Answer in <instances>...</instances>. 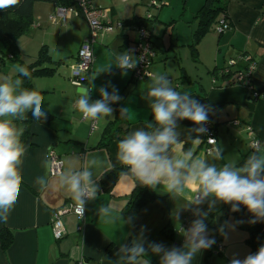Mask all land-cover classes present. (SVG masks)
Wrapping results in <instances>:
<instances>
[{
	"label": "crops",
	"instance_id": "obj_1",
	"mask_svg": "<svg viewBox=\"0 0 264 264\" xmlns=\"http://www.w3.org/2000/svg\"><path fill=\"white\" fill-rule=\"evenodd\" d=\"M128 1L92 0L94 6L107 9L103 23L113 25L114 30L99 33V38L92 45L94 60L89 81L79 86L71 83L70 70H66L65 66L73 65L79 45L88 34L83 17L78 15L73 19L74 15H71L63 20L56 5L41 1L33 5L32 24L27 33L23 34L26 36L23 41L29 42L31 48L35 47V51L46 46L51 62L42 67L52 71L48 75L32 77L31 89L23 87L37 91L42 98V109L54 118L49 125L34 120L20 121L24 127L21 139L26 148L20 166L22 183L19 197L7 222H0V229L6 227L12 233L9 247L4 251L0 246V264H113L120 246L140 239L142 228L145 229L143 236L146 243L179 247L183 243L182 230L187 229L192 220L199 218L193 215L194 211L197 208L208 211L207 200L199 205L189 203L196 193L195 184L187 188L182 196H173L157 185L153 190L159 197L141 207L132 219H128L124 214V207L139 182L122 173L109 190L102 186L103 173L124 167L117 160L120 137L101 145L104 128L108 124L111 127L116 124H111L115 113L113 111L112 115L96 120V128L91 130V121L82 119L72 105L85 90L90 91L91 100L101 98L98 89L110 84L122 97L120 107L127 108L122 119L117 122L126 128L127 134L152 121L148 102L143 99L151 76L135 80L130 70L122 75L115 67L116 55L133 51L138 26L131 20L144 19L146 11H149L143 0H133L130 5L124 6ZM160 1L161 5L157 10L168 4L167 0ZM203 3L204 0H182V11L190 9L195 22L194 29L183 34V41L189 51L185 60L179 52L174 51L173 34H170L166 52L158 54L157 39L161 28L154 24L158 18L155 15L151 21H145L155 52L149 70L151 75L165 74L171 80L173 88L193 96L201 104L211 106L213 111L209 113L208 122L212 126L217 149L222 150L224 157L220 161L210 162L221 165L225 162L242 163L252 150L246 127H251L256 139L264 142V97L254 98L252 95V91L264 90V0H226L229 28L217 33V37L209 35L210 40L205 41L208 33L215 30L216 21L222 14L220 13L210 24L209 30L193 44V33L197 27L195 14ZM139 6H143L142 10H139ZM69 7L76 9V5ZM50 16H55L54 22ZM68 20H71L70 27L78 25L77 32L73 35L75 50L69 55L64 50L63 42L58 45L60 50L58 49L57 56L53 55L51 42L46 35L49 33L56 38L54 31L57 27L64 26ZM116 23H120V26L117 27ZM174 24L175 20L169 22L172 28ZM23 36L16 40V44L21 61L29 64L38 53L35 54L32 50L23 52V44L19 42ZM240 53L249 55L256 62L251 74V88L233 83L231 78L218 74L228 59L236 58ZM69 56L72 58L71 62ZM111 86L107 89L109 92L112 91ZM111 107L114 109L112 105ZM178 123L180 142L171 147L169 155L179 156L191 150L197 157H208L209 153L205 151L207 143L203 135L201 140H196L198 134L192 131L195 127L192 122L182 120ZM49 150H53L62 161L60 174H52L50 171L47 156ZM85 169L93 173V184L98 185L97 194L95 198H85L83 218L72 212L60 217L65 234L57 240L52 231L53 212L70 203H78L68 186L63 183L62 177H69ZM38 176L46 177L45 186L34 184ZM102 205H110L112 215L116 217L114 223H105L100 219L99 208ZM223 205L217 203L205 221L209 236L216 237L215 244L209 249H216L220 245L222 254L211 252L207 256V249L192 264H204L206 256L208 264H229L234 255L241 259L246 256L248 248L244 242L245 236L243 238L242 233H237L242 230L233 224L231 217L222 216ZM239 219L244 222L246 216L241 215ZM217 225L219 228L225 225L224 235L217 231ZM163 229L168 230L171 235H166ZM236 243L238 247L233 250L232 245ZM144 264H159V257L149 253L144 258Z\"/></svg>",
	"mask_w": 264,
	"mask_h": 264
},
{
	"label": "clouds",
	"instance_id": "obj_2",
	"mask_svg": "<svg viewBox=\"0 0 264 264\" xmlns=\"http://www.w3.org/2000/svg\"><path fill=\"white\" fill-rule=\"evenodd\" d=\"M21 0H0V10L18 6ZM142 57L135 56L132 50L116 55L115 67L122 75L134 69ZM17 77L4 76L0 79V222L6 223L9 214L17 202L22 183L20 166L26 152L21 137L24 127L17 121L28 119L31 112L34 121L46 119L42 110L41 95L35 90L23 87L20 77L30 78L31 73L23 65L16 66ZM107 84L98 89L100 99L91 100L90 91H82L72 107L82 119L96 121L113 114L112 104L121 101L118 90ZM94 87V85H92ZM143 99L148 102L152 121L144 127L129 132L118 142L117 160L130 175L143 187L155 189L162 186L173 196H182L191 185L197 186L194 198L189 203L197 205L209 202L208 211L199 208L194 211L196 218L187 229H183V243L179 246L165 247L163 243H146L141 229V238L130 244H123L115 253L113 264H144V258L151 253L159 257V264H192L193 260L204 250L215 244V238L209 236L205 223L209 212L217 203L231 206L232 212L240 211L243 206L253 219L249 223L264 222V142L256 141L247 158L242 163L216 162L223 159L221 149L209 152L208 157L200 158L189 150L179 156H170L169 150L179 143L177 131L179 121L189 120L195 126L192 131L198 135L196 140L206 133L203 125L208 122L212 108L201 104L193 96L181 93L171 86V80L165 74H154ZM127 108H121L124 115ZM95 163V161H93ZM92 171L85 169L62 177L79 203L81 212L85 197L95 198L98 185L93 184ZM34 184L43 187L46 177L38 176ZM100 219L105 223H114L110 205L99 208ZM131 219V218H129ZM225 225L217 231L224 235ZM229 264H264V245L256 252L249 253L242 259L233 256Z\"/></svg>",
	"mask_w": 264,
	"mask_h": 264
},
{
	"label": "trees",
	"instance_id": "obj_3",
	"mask_svg": "<svg viewBox=\"0 0 264 264\" xmlns=\"http://www.w3.org/2000/svg\"><path fill=\"white\" fill-rule=\"evenodd\" d=\"M49 2L57 7H69L74 6V0H21V3L18 6L6 8L4 10H0V39L2 40L4 46L8 50L7 52L10 54V58L17 62L18 65L26 66L31 73L30 78L20 77L23 80V85L31 89V79L34 76H43L48 75L51 73L52 69L42 67L43 64L47 62H51V58L47 51L46 46H42L37 54L35 60L29 64H24L20 59V53L16 44V40L21 37L23 34L27 33L31 24H32V11L33 5L35 2ZM226 0H204L203 5L199 8L196 12L195 17L197 20V27L193 33L194 35V43L198 42V40L209 30L210 24L215 20V18L220 14L227 18L226 14ZM151 21V19H144L142 18H134L131 21L135 23L138 27L145 26V21ZM218 21V20H217ZM216 21V22H217ZM240 68V67H239ZM221 69V68H220ZM219 69V70H220ZM219 74V72H218ZM227 78H231L230 75H222ZM87 81H89L87 79ZM86 81V82H87ZM85 82V83H86ZM114 107V121L111 124L116 123L113 127L108 124L103 131V138L101 141V145H106L109 141L113 138L120 137L123 139L126 135V128L119 125L118 119H122V115L120 114V104L115 103L112 104ZM43 110V109H42ZM44 111V110H43ZM46 112V111H44ZM54 116L46 112V119L39 121L46 125H49L50 122L53 120ZM33 120L31 112L28 113V119L25 122H29ZM127 170L124 167L115 168L109 170L101 176V183L105 190H109L117 177L122 174L126 173ZM159 196L155 193L153 189H149L147 187H143L140 184H136V187L128 199L125 207H124V214L129 218H133V216L137 213V211L146 205L149 202L154 201ZM241 215L246 216V220L243 222L239 219ZM223 217H231L233 224L245 231V239L244 242L248 248L249 253H254L257 249L264 245V222H257L255 224L249 223L250 219L254 217L247 211L246 208L240 206V211L232 212L230 205H223ZM216 229L219 228V225L215 227ZM166 235H171V233L163 229ZM216 238V237H214ZM12 242V233L6 227H2L0 229V246L5 251ZM222 254V247L220 250L216 249H209L207 251V256L210 253ZM246 254V255H247ZM207 256L204 258V264H208ZM224 256V255H223Z\"/></svg>",
	"mask_w": 264,
	"mask_h": 264
},
{
	"label": "built area",
	"instance_id": "obj_4",
	"mask_svg": "<svg viewBox=\"0 0 264 264\" xmlns=\"http://www.w3.org/2000/svg\"><path fill=\"white\" fill-rule=\"evenodd\" d=\"M76 9L70 7H58L57 12L62 17L63 20L70 18L71 15L82 16L83 19L88 23L89 31L88 34L82 39L79 48L76 53V58L74 64L70 67V81L74 85H81L85 83L89 77L90 71L92 69V63L94 60L92 45L95 42L98 34L102 31L111 32L114 30V26L103 23V19L107 15V9L101 6H94L92 0H74ZM150 6L160 7L157 5V0H152ZM147 19H152L151 15L146 16ZM50 19L54 22L55 16H50ZM119 27L120 23H116ZM229 28V22L227 18L223 15L218 19L215 26V31L217 33L223 32ZM137 37L134 42L133 52L138 57H142L139 60L136 67L131 69L132 77L135 80H141L151 76L149 67L153 61L155 52L152 48L150 31L147 30L145 26H139L136 29ZM240 65L243 67L239 68ZM256 66V62L245 53H240L236 58H230L226 61L225 65L219 70L220 75H230L231 81L237 84H242L251 88V74ZM254 98L264 97V90L252 91ZM100 99V98H99ZM98 100V99H94ZM93 100V101H94ZM237 124L236 121H234ZM91 130L96 128V121H91ZM206 129V133L203 135L207 147L205 151L209 153L212 150L217 149L216 139L212 130V126L209 122L203 125ZM247 133L250 137V147L258 141L255 137V133L251 127H246ZM48 159L50 163V171L52 174H60L62 171V161L56 155L53 150L48 151ZM87 198V197H85ZM72 212L79 218H83L85 215V208L83 205V211L80 210L79 203H70L63 208H59L53 212L52 219V231L55 239H60L65 234L64 226L61 222V216L64 213ZM219 245L216 250H220ZM83 264V263H79Z\"/></svg>",
	"mask_w": 264,
	"mask_h": 264
},
{
	"label": "rangeland",
	"instance_id": "obj_5",
	"mask_svg": "<svg viewBox=\"0 0 264 264\" xmlns=\"http://www.w3.org/2000/svg\"><path fill=\"white\" fill-rule=\"evenodd\" d=\"M130 1H133V0H129L124 6L130 5L131 4ZM143 2L145 4H147V6H148L147 8L149 10V11H146L145 16L151 15L152 17H154L156 15L158 19H157V21H155L154 24H156L157 27L161 28V33H159L160 37H158V39H157V45L159 47L157 53L162 54V53L166 52L165 50L168 48V46L170 44V34L171 35L173 34L172 44L174 46V51L176 50L177 52H179L180 56H182L185 60V58L188 56L189 51H188L187 44H185V41H183V40H185L183 37V34L185 31L190 32V29H192V28L194 29V27H195V22L193 21V18H192V15H193L192 11L190 9H186V10L182 11V0H167L168 4L165 6H162L160 10H157L158 6L157 7L150 6V3L152 2V0H143ZM117 3H119V2L117 1ZM157 5H161L160 0H157ZM186 6H187V4H186ZM142 8H143V6H139V10H142ZM192 10H194V9H192ZM75 17L76 16H74L73 19H75ZM171 20H175V24H174L173 28L169 25V22ZM69 21H71V20H68V22H65L66 24L64 23V26L56 28L57 30L54 31V34L57 36L56 38L50 36L49 33L46 35V38L51 42V46H52L51 50L53 52V55L57 56L58 49L60 50V46H58V45L60 43L63 44V42L65 44L64 50L66 52H69L68 53L69 55L71 53H73L75 50V38L73 37V35H75L74 34L75 31L77 32L76 29H77L78 25L74 24L73 26L70 27L69 23H71V22H69ZM79 21H80V23H82L81 20H79ZM84 25H85V28L87 29V32H86V34H87L89 31V26L85 20H84ZM82 26H83V23H82ZM48 32H51V31L48 30ZM99 35L100 34H98V36H97L98 38H99ZM209 35H211L213 37H217L218 34L215 30H213V32H209L205 38L206 39L205 41L210 40ZM24 37H26V36H23V38H21L19 41L20 43L22 42L21 45L23 44V46H22V49L24 50L23 52H26L25 50H27V52H29V50H32L35 54L38 53V49H36V51H35V47L31 48L29 46V42L23 41L24 39H26ZM177 37H179L180 41H178ZM205 44H206V42H205ZM206 50H208V48H206ZM7 51L8 50L4 46L2 40L0 39V79H3L4 76H10L12 78L17 77V75H16L17 74V72H16L17 62L13 61L10 58V54ZM135 56H137V55H135ZM56 58H58V57H56ZM68 58L70 59V62H71L72 58L70 56ZM65 67H66V70H70L69 67H71V66H68V67L65 66ZM17 124L18 125L20 124L19 126H22L21 125L22 123L20 121H17ZM237 233H242L243 238L246 235L245 231H243V230L241 232L239 230V232H237ZM237 245H238L237 243L232 245L233 250H235L238 247ZM212 264H214V263L212 262Z\"/></svg>",
	"mask_w": 264,
	"mask_h": 264
}]
</instances>
